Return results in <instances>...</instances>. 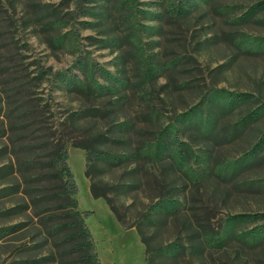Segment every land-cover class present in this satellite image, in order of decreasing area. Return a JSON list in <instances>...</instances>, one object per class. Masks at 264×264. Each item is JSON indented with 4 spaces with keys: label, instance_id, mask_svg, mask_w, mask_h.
Segmentation results:
<instances>
[{
    "label": "rangeland",
    "instance_id": "1",
    "mask_svg": "<svg viewBox=\"0 0 264 264\" xmlns=\"http://www.w3.org/2000/svg\"><path fill=\"white\" fill-rule=\"evenodd\" d=\"M6 1L0 0L3 63L13 60L33 70H57L88 56L139 82L123 100L116 92L89 96L90 115L60 125L58 133L97 146L107 123L117 118L119 125L128 121L127 129L122 124L117 133L127 134L133 145L151 141L152 158L127 167L100 164L94 174L109 185L137 166L128 177H134L138 189L116 196L119 210L128 222L153 221L145 230L154 235L153 246H162L159 253L168 252L176 235L185 244L183 255L170 259L158 253L156 264H264V241L252 242L253 231L264 224V112L246 119L264 105V49L257 50L255 43L264 36V0H186L182 8H194L185 18L174 14L179 0H138L147 11L141 23L151 26L142 38L151 52L150 65L142 70L134 63L137 54L130 55L133 44L122 48L126 64L121 50L111 45L117 35L113 25L121 20L111 4L99 7L96 11L103 14L97 17H76L73 0H11L13 8ZM241 34L245 39L239 46ZM220 89L244 93L243 102L228 108L216 93ZM37 90L51 103V120L63 121L73 96L61 94L51 83ZM166 125L173 126L166 139L184 143L181 168L160 142L159 132ZM68 163L78 185L79 208L93 211L85 222L100 263L149 264L136 227L122 226L105 198L93 197L86 150L70 146ZM160 188L165 196H178V212H158ZM205 230L216 236L215 247L206 254L198 237ZM6 250L0 248V264Z\"/></svg>",
    "mask_w": 264,
    "mask_h": 264
},
{
    "label": "trees",
    "instance_id": "2",
    "mask_svg": "<svg viewBox=\"0 0 264 264\" xmlns=\"http://www.w3.org/2000/svg\"><path fill=\"white\" fill-rule=\"evenodd\" d=\"M179 1L181 6L174 14L178 18H185L192 13L194 7L183 9L182 4L186 0ZM6 2L11 8L14 7L11 0ZM73 3L76 17H97L103 14L96 11L99 7L111 4L110 8L114 7L121 19L120 23L113 25L117 35L111 45L121 50V57L126 64L127 52L122 48L127 43L133 44L130 55L132 57L137 54V61L134 62L137 68H149L151 52H148L142 38L145 29L151 26L141 23L144 19L142 14L147 11L139 7L141 3L138 0H73ZM3 10L2 12L7 11ZM246 14L243 12L242 16ZM39 17L37 15L36 19ZM11 22L10 20L9 23ZM238 36L240 41L237 44L241 46V41L245 38L243 34ZM236 37L235 34L233 39ZM59 41L63 42V39L60 37ZM255 43L257 50H263L264 36L256 37ZM19 64L13 60L7 63L0 61V68H3V79L0 82V248H7L4 264H101L91 231L85 222L93 211L79 208L76 196L78 185L68 163L70 146L86 150L85 172L90 179L93 197L105 198L122 226L136 227L145 244L147 262L156 264L155 256L162 246H153L154 235L145 230V225L151 226L153 221L148 219V224L141 221L128 222L116 205V196L127 195L138 189V182L134 177H128L137 166L124 171L109 185L94 174V168L100 164L115 168L125 163L127 167L144 158H152L151 141L142 139L137 145H133L127 134L117 133L122 124L127 129L128 121L119 125L117 118L107 123L97 146L73 142L65 134L58 133L60 125H68L70 120H80L90 115L91 107L86 102L89 96L104 97L116 92L121 97L128 94L129 87L136 86L139 82H133L130 76L111 70L88 56L77 57L69 68L57 70L51 67L33 70L29 65L24 67ZM50 83L61 94L73 96L69 100L71 105L66 109L64 120L57 123L48 116L51 114L50 101L39 97L40 92L37 90ZM217 92H220L228 108L241 104L242 96L245 95L225 93L222 89L216 90ZM120 99L123 100V97ZM262 112L264 105L246 119ZM110 131L113 134L109 135ZM172 133V125L163 127L159 132L160 142L169 148V154L174 155L181 168L185 159L184 143L181 145L172 137L166 139ZM162 190L160 188L158 195L161 197L158 212L165 210L169 215L178 212V196L172 191H169L172 192L170 196H165L166 193H162ZM198 237L205 254L208 248L215 247L216 236L212 230H205ZM259 241H264V224L256 227L252 234V242ZM184 250V242L176 235L168 244V252L159 254L174 259L183 255Z\"/></svg>",
    "mask_w": 264,
    "mask_h": 264
}]
</instances>
